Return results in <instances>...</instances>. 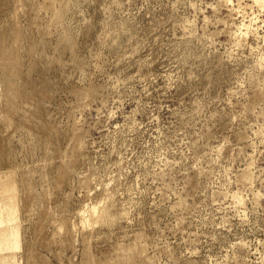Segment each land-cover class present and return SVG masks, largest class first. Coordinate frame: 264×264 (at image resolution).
<instances>
[{"label":"rangeland","instance_id":"1","mask_svg":"<svg viewBox=\"0 0 264 264\" xmlns=\"http://www.w3.org/2000/svg\"><path fill=\"white\" fill-rule=\"evenodd\" d=\"M0 209V264H264V0H0Z\"/></svg>","mask_w":264,"mask_h":264},{"label":"bare ground","instance_id":"2","mask_svg":"<svg viewBox=\"0 0 264 264\" xmlns=\"http://www.w3.org/2000/svg\"><path fill=\"white\" fill-rule=\"evenodd\" d=\"M0 210H2V209H0ZM0 213H1V211H0ZM1 215H2V214H0V227H1V224L4 223L3 218L1 217ZM4 220H5V219H4ZM10 221H11V220H10ZM5 222H6V221H5ZM10 233H11V232L7 233V239H8V240H10L8 237L11 236V237L14 238V237L16 236V235H14V234H10ZM9 235H10V236H9ZM11 237H10V238H11ZM15 238H16V240L18 239L17 236H16ZM4 239H5V238H4ZM4 239H3V240H4ZM11 241H13V240H11ZM11 241H10V242H11ZM0 242H1V241H0ZM14 242H15V241H14ZM18 242H19V240H17V243H16L15 245H17ZM11 243H13V242H11ZM1 244H2V243H1ZM1 244H0V250L2 249ZM4 244H7V245H8V243H6L5 241H4ZM13 245H14V244H13ZM8 246H9V245H8ZM8 246H7V247H8ZM10 246H12V245H10ZM10 246H9V247H10ZM5 247H6V245H5ZM3 248H4V247H3ZM7 249H8V248H7ZM4 258H5V257H4ZM8 258H9V257H8ZM9 260H10V259H9ZM15 260H16V259H15ZM2 261H3V260H2ZM4 263H5V262H4ZM1 264H2V263H1Z\"/></svg>","mask_w":264,"mask_h":264}]
</instances>
